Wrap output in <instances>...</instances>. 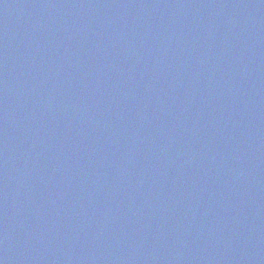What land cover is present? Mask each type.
Masks as SVG:
<instances>
[{
  "label": "water",
  "instance_id": "95a60500",
  "mask_svg": "<svg viewBox=\"0 0 264 264\" xmlns=\"http://www.w3.org/2000/svg\"><path fill=\"white\" fill-rule=\"evenodd\" d=\"M0 264H264V0H0Z\"/></svg>",
  "mask_w": 264,
  "mask_h": 264
}]
</instances>
